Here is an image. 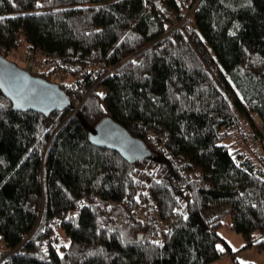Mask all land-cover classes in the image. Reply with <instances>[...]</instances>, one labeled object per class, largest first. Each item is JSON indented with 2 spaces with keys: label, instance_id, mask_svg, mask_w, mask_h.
Returning <instances> with one entry per match:
<instances>
[{
  "label": "trees",
  "instance_id": "16d2710c",
  "mask_svg": "<svg viewBox=\"0 0 264 264\" xmlns=\"http://www.w3.org/2000/svg\"><path fill=\"white\" fill-rule=\"evenodd\" d=\"M26 54L70 108L0 91V264H242L226 215L264 247V0H0V56ZM104 117L152 158L92 145Z\"/></svg>",
  "mask_w": 264,
  "mask_h": 264
},
{
  "label": "water",
  "instance_id": "95a60500",
  "mask_svg": "<svg viewBox=\"0 0 264 264\" xmlns=\"http://www.w3.org/2000/svg\"><path fill=\"white\" fill-rule=\"evenodd\" d=\"M0 91L17 111L32 110L48 115L70 108L67 96L55 83L30 74L3 56H0ZM87 137L92 145L113 149L127 160L152 158L141 141L108 117L90 126Z\"/></svg>",
  "mask_w": 264,
  "mask_h": 264
},
{
  "label": "rangeland",
  "instance_id": "374dc122",
  "mask_svg": "<svg viewBox=\"0 0 264 264\" xmlns=\"http://www.w3.org/2000/svg\"><path fill=\"white\" fill-rule=\"evenodd\" d=\"M153 1V0H151ZM19 42L21 43L19 45V50H21V45L24 46V43L22 41L21 34L18 38ZM6 58L9 59V56L6 55ZM16 64L20 67H24V62L21 60H16ZM250 116L252 117V121L256 126V129L260 131V134L258 135L261 139H264V123L260 120L258 115L251 113ZM234 147L236 148H243L244 150L251 149V150H257L259 145L257 142L251 141L250 137H247L246 139H240V138H233ZM256 143V144H255ZM229 216L226 215L221 219V224L217 228V232L220 235V237L226 241V243L229 245L231 251L233 252V258L237 260L239 263H248V264H264V247L263 248H256L254 243L248 246H244L245 241L244 239L237 233H235L233 230H231L229 227ZM64 234L61 233V237ZM257 236V233L253 234V238ZM256 238V237H255ZM258 238V236H257ZM64 239V237H63ZM66 242V239H64ZM221 245L219 244L218 247ZM3 249V246L0 244V251ZM211 264H231V257L230 255H223L216 260L212 261Z\"/></svg>",
  "mask_w": 264,
  "mask_h": 264
},
{
  "label": "built area",
  "instance_id": "2783aa9c",
  "mask_svg": "<svg viewBox=\"0 0 264 264\" xmlns=\"http://www.w3.org/2000/svg\"><path fill=\"white\" fill-rule=\"evenodd\" d=\"M24 59L25 61H27L26 65L30 68L32 73L38 74L40 73V71H42L41 72L42 79H44L43 77H47L48 79H50L49 82H56L64 78V73L62 72V70L59 69L57 66H50L51 65L50 62H47L46 68H44L43 70H40L38 62L31 61L29 59L28 54L25 55ZM55 60H58V57H55ZM107 71H110V70L107 69Z\"/></svg>",
  "mask_w": 264,
  "mask_h": 264
}]
</instances>
